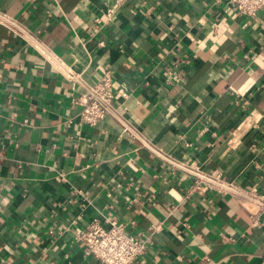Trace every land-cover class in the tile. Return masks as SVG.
Masks as SVG:
<instances>
[{
  "label": "crops",
  "instance_id": "crops-1",
  "mask_svg": "<svg viewBox=\"0 0 264 264\" xmlns=\"http://www.w3.org/2000/svg\"><path fill=\"white\" fill-rule=\"evenodd\" d=\"M106 73L90 127L75 99ZM200 175L236 192L190 193ZM263 200L264 9L0 0V264H99L94 219L148 236L132 264H264Z\"/></svg>",
  "mask_w": 264,
  "mask_h": 264
},
{
  "label": "built area",
  "instance_id": "built-area-1",
  "mask_svg": "<svg viewBox=\"0 0 264 264\" xmlns=\"http://www.w3.org/2000/svg\"><path fill=\"white\" fill-rule=\"evenodd\" d=\"M238 12L248 17H255L257 12L264 9V0H229ZM110 10L107 17L112 16ZM97 23L100 20L97 19ZM70 80H76V76L70 74ZM114 101L113 80L110 74L93 86L86 95L75 99V103L81 106L80 119L83 124L97 127L105 117L112 112ZM218 191L235 193L231 186H226L218 179L207 176H198L190 187V193H206ZM255 208L249 209L252 225L264 232V200L257 201ZM79 240L84 243V255L93 258L99 264H132L145 255L148 248V236L128 235L124 228L114 222L107 228L94 219L81 232Z\"/></svg>",
  "mask_w": 264,
  "mask_h": 264
}]
</instances>
